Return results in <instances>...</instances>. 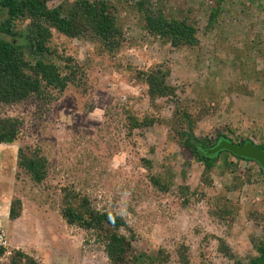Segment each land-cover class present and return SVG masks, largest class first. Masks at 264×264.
Here are the masks:
<instances>
[{"label":"rangeland","instance_id":"rangeland-1","mask_svg":"<svg viewBox=\"0 0 264 264\" xmlns=\"http://www.w3.org/2000/svg\"><path fill=\"white\" fill-rule=\"evenodd\" d=\"M214 1L150 0L152 12L168 19H181L187 6L200 9L199 45L195 48H170L145 33L139 19L126 11L121 14L126 42L113 57L99 55L84 37L68 41L54 35L58 51L84 64L87 77L81 88L70 86L45 107L32 100L16 106L0 104L1 117L24 120L18 144L39 146L49 164L46 184L36 188L24 175H16L18 146L0 145V228L8 241L0 264L9 263L14 249L31 255L39 264H109L103 245L87 231L68 226L61 217L59 190L65 184L88 194L98 209L122 215L137 233L134 248L152 255L161 249L169 257L166 264H178L175 250L180 245L189 248L191 264H233L210 235L223 238L243 264L256 256L253 243L264 241V177L258 166L231 157L232 171L217 164L205 178L202 166L178 146L165 126L129 131L122 109L127 106L138 118L157 115L165 119L171 117L176 103L207 99L212 91L218 111L197 124V137L219 132L228 135L231 129L256 145L264 142L262 84L255 76L242 75L232 54L222 49L224 44L242 50L262 32L264 5L259 9L257 0H225L223 7L228 11L218 17L216 30L207 33V16ZM72 2L52 0L48 7ZM6 17L0 6V26ZM26 27L19 24L17 30L24 32ZM0 38L10 39L1 32ZM262 48L261 56L252 52L259 74L264 71V44ZM157 65L169 69L168 83L177 88V102L158 101L160 106L155 109L145 88L135 80V71ZM231 84L252 95L228 93ZM190 110L196 112L198 107L193 104ZM143 160L151 162L149 169ZM153 175L172 182L170 190L165 193L153 187ZM183 185L190 192L198 191V196L187 194L185 200ZM213 195L233 204L235 220L230 228L208 214L206 199ZM13 197L22 200L23 213L10 221Z\"/></svg>","mask_w":264,"mask_h":264},{"label":"trees","instance_id":"trees-1","mask_svg":"<svg viewBox=\"0 0 264 264\" xmlns=\"http://www.w3.org/2000/svg\"><path fill=\"white\" fill-rule=\"evenodd\" d=\"M50 1L52 0H0V6L7 12V17L0 26V32L10 37L9 40L0 38V104L4 106H16L32 100L45 107L58 100L70 86L81 88L87 77L84 64L78 63L71 56L61 54L53 43L54 35L58 34L68 41L84 37L99 55L113 57L126 42L123 37L124 19L121 17L125 11L139 19L140 27L145 33L163 40L174 50L195 48L199 45L197 37L199 8L187 6L184 8L181 19H168L160 13L152 12L150 0H131V3L128 0H95L93 2L73 0L71 4L65 3L49 8ZM224 2L225 0H215L210 8L206 23L207 33L216 30L218 17L228 11L223 7ZM257 3L258 8L261 9L264 0H257ZM19 24H27L24 32L17 30ZM259 29H262V32H258L253 40L245 43L246 46L242 50L224 44L222 49L232 54L233 62L237 63L242 75L255 76L264 89V71L260 74L259 71H255V59L252 55L253 51L258 56L263 54L264 25L259 26ZM18 40L22 43L16 42ZM169 75V69L163 65L135 71V80L145 88V96L155 109L160 106L158 101L177 102V88L168 83ZM227 90L228 93L237 91L252 95L247 90H239L234 84H231ZM208 94L207 99L199 98L194 102L189 99L183 105L176 103L171 117L165 119L157 115L138 118L127 106L122 105L128 130L148 128L155 124L165 126L168 135L178 146L189 154L193 161L202 166V174L205 178L217 168V164L224 171H232L231 157L237 162L256 164L233 156L227 151H220L215 155L206 154L205 150L213 148L221 139L237 145L250 141L248 138L234 135L235 132L231 129L228 135L219 132L215 136H196L197 124L206 116H211L218 111L216 96L212 91ZM193 104L198 107L196 112L190 110ZM23 125L22 117L0 116V145L18 146L16 175H24L34 187L41 188L47 182L48 160L39 146L18 144L22 137ZM258 146L264 147V142ZM143 165L149 169L151 162L143 160ZM258 172L264 177V172L259 166ZM150 183L165 193L172 185V182L154 175L150 177ZM234 187L235 184L227 187V191L233 190ZM180 188L181 195L186 196L185 200H188L187 194L198 196V191L190 192L186 185ZM59 191L60 214L65 223L87 231L96 243L103 245L109 264L168 263V254L161 249L152 255L134 248L133 242L138 240L137 233L131 229L122 215L110 210L98 209L88 194L77 191L69 184L62 185ZM199 196L205 195L200 193ZM206 200L211 218L230 228L235 220V215L232 213L233 204L225 198L219 199L218 195H213ZM4 212L7 213V211ZM22 213V200L19 197H13L9 205V220L19 219ZM209 237L217 240L218 250L232 259L233 264H243L240 259H236L223 238L212 235ZM253 244L256 256L245 264L256 263L264 253V241ZM5 252V249L0 248V259ZM175 254L178 264H191V252L187 246H178ZM8 264L39 263L24 251L14 249Z\"/></svg>","mask_w":264,"mask_h":264},{"label":"water","instance_id":"water-1","mask_svg":"<svg viewBox=\"0 0 264 264\" xmlns=\"http://www.w3.org/2000/svg\"><path fill=\"white\" fill-rule=\"evenodd\" d=\"M220 151H227L233 156L253 161L264 172V147H259L251 141H246L244 144L237 145L228 140L221 139L213 148L205 150L207 155H215ZM254 264H264V253Z\"/></svg>","mask_w":264,"mask_h":264},{"label":"built area","instance_id":"built-area-1","mask_svg":"<svg viewBox=\"0 0 264 264\" xmlns=\"http://www.w3.org/2000/svg\"><path fill=\"white\" fill-rule=\"evenodd\" d=\"M8 246L7 235L5 231L0 228V248L5 249Z\"/></svg>","mask_w":264,"mask_h":264}]
</instances>
